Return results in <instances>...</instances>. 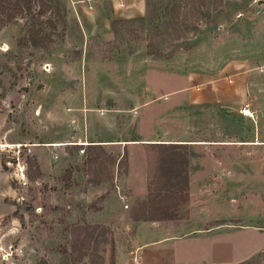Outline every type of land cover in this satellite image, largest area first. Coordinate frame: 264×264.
Returning <instances> with one entry per match:
<instances>
[{
  "label": "rangeland",
  "instance_id": "1",
  "mask_svg": "<svg viewBox=\"0 0 264 264\" xmlns=\"http://www.w3.org/2000/svg\"><path fill=\"white\" fill-rule=\"evenodd\" d=\"M56 1L64 30L45 46L17 41L28 14L0 27V167L14 190L0 205V264H132L139 220L157 221L140 239L183 235L182 256L264 264V0ZM136 111L140 137L193 141L68 144ZM146 153L162 157L149 182ZM158 197L176 217L150 218Z\"/></svg>",
  "mask_w": 264,
  "mask_h": 264
},
{
  "label": "crops",
  "instance_id": "2",
  "mask_svg": "<svg viewBox=\"0 0 264 264\" xmlns=\"http://www.w3.org/2000/svg\"><path fill=\"white\" fill-rule=\"evenodd\" d=\"M188 80L194 81L193 75H191ZM185 96L189 101H192V102L202 101V100L207 101V100H210L211 98V97H199L197 94L190 93V91H185ZM135 113L136 114H132V116H130L128 123L121 129H117L114 123V120H113V116H111V114L108 113V115L105 116V120H104L107 125L106 126L99 125L101 129L96 132L97 134H93L90 137H86V138L84 137L83 139H81L82 137L77 136L79 140H75L74 142H86V143H92V144H115V145L121 144L122 146L132 145L133 147H137V145L144 146V143L158 142V143L166 144V143H175V142L182 143L186 141H193V140H186V139H175V140L174 139L173 140L159 139V138L153 137V135L148 136V137H140L142 133L141 127H140V123L137 117V111ZM133 118H135L137 121V125H135V127H131ZM48 141H51V140H48ZM45 144L46 145H60V143L52 142V141L49 143H45ZM137 156L139 157V154H137ZM7 174H8L7 171L0 167V205L2 204V201L5 198H8V196H11L14 194L13 188L8 183ZM142 176H143V173H142ZM144 178L145 176H143V179ZM136 192L139 193L140 191L136 190ZM136 192L134 190V193ZM2 209H5V207L0 206V217L2 214ZM168 221L170 220H166L165 222H162V223L164 224L168 223L165 226L167 225L169 226V223L171 224L172 222H168ZM152 222H157V221L156 220H151V221L139 220L135 223L136 228L145 226V228H143L142 230H138L139 233L136 235L137 237L134 239V245L137 249V252H139L140 254L139 264H214L213 262L217 261V260H214L215 258L220 260V262H223L221 261L219 257L214 256L215 253L211 252V255H209L208 252L199 251L198 249L196 250L195 254H192L191 256H182L181 254H179V252L182 253L180 251L181 247H179L177 244H174V243L175 241H177V239L180 236H183V235L171 233V230L167 228H163L159 236L149 237L147 239H140V236L142 235V233L144 234L146 231H149V232L152 231V227L150 226L151 225L150 223ZM198 231H200L199 234H205L204 232H201V229ZM163 238H168L171 241H174L172 245V250L171 251L169 250V253H167V255L166 253L164 254L159 253V251H163V250L159 249L158 246L152 248V246L155 243H158V241ZM110 259H113L111 254H110Z\"/></svg>",
  "mask_w": 264,
  "mask_h": 264
},
{
  "label": "trees",
  "instance_id": "3",
  "mask_svg": "<svg viewBox=\"0 0 264 264\" xmlns=\"http://www.w3.org/2000/svg\"><path fill=\"white\" fill-rule=\"evenodd\" d=\"M166 9L169 15L175 20L179 14V4L171 2L166 5ZM28 14L32 21L27 25L24 34L18 38V42H28L34 46H45L53 40V34H63L64 30V18L63 9L56 0H0V27L16 16H23ZM119 19H115L117 21ZM36 22V26H35ZM60 29V30H59ZM56 32V33H55ZM172 143H168L166 146H172ZM156 146L162 148L165 145L162 143H144L145 150H149V147ZM148 153H146L147 155ZM154 156V158H153ZM149 155L146 158V167L152 166L155 168V163L162 160L160 155ZM181 160V159H180ZM184 162V161H183ZM146 169V181L149 182L154 177V171ZM169 171H178L176 168H169ZM170 180L169 175L165 177ZM182 182L185 183L184 176L181 177ZM180 179L174 180L176 184ZM173 185H170L168 189H171ZM183 189V188H182ZM176 190L180 193L181 189L178 187ZM182 193V192H181ZM165 195V194H163ZM162 196V195H160ZM184 200L187 199V194L182 196ZM163 197L148 199V204L153 213L157 212V216L150 215L151 219H171L177 216V211L172 210L169 207L163 206Z\"/></svg>",
  "mask_w": 264,
  "mask_h": 264
},
{
  "label": "built area",
  "instance_id": "4",
  "mask_svg": "<svg viewBox=\"0 0 264 264\" xmlns=\"http://www.w3.org/2000/svg\"><path fill=\"white\" fill-rule=\"evenodd\" d=\"M74 143H76V142L68 143V144H74ZM23 167H24L23 163L18 164V162H16V170H17V172L19 173L20 176L23 175ZM10 254H11V244L8 243L3 248V251L1 253V256L3 258H5V257H7ZM130 260H131L132 264H139V262H140V255H139V253L133 252Z\"/></svg>",
  "mask_w": 264,
  "mask_h": 264
}]
</instances>
